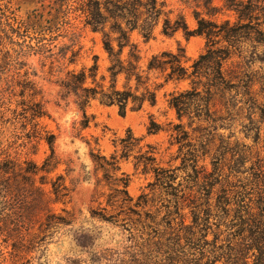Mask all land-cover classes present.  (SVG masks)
<instances>
[{
	"label": "rangeland",
	"instance_id": "obj_1",
	"mask_svg": "<svg viewBox=\"0 0 264 264\" xmlns=\"http://www.w3.org/2000/svg\"><path fill=\"white\" fill-rule=\"evenodd\" d=\"M14 1L19 19L33 17L50 27L56 0ZM224 1L216 0L214 6L222 8ZM169 6L167 11H175L173 19L183 12L191 30L197 28L192 10L178 1H169ZM213 20L234 24L237 17L223 11ZM74 24L84 47L77 67L66 69L68 65L57 64L56 74L51 76L50 62L43 68L41 57L28 60L31 72L38 75L33 80L41 91L38 101L43 103L44 119L31 123L30 115H21L19 89L11 94L3 85L0 166L9 160L16 161L19 168L17 175L0 182V264H223V191L234 195L241 190V182L251 176H232L233 162L247 153L251 161L264 163V87H255L252 105L243 90L215 95L211 102L196 99L192 110L210 107L211 113L201 120L194 114L193 121L186 118L183 122L169 106L173 84L158 94L155 107L147 104L142 111L129 110L125 116L117 107L93 102L88 109L90 128L82 130V112L73 99L62 100L58 82L68 70L92 67L95 56L100 59V76L107 75L110 63L101 36L84 32L81 22ZM161 29L148 44L138 33L133 36L145 63L153 55L185 49L191 66L207 53L205 37L187 39L179 33L168 38ZM46 39L51 40V36ZM65 43L68 40L60 39L56 44ZM242 43L241 50H234V64L243 62L238 56L241 51L244 56L252 51L247 41ZM222 46L227 44L217 47ZM258 53L259 61L252 70L262 81L264 45L258 47ZM178 90H191V86L185 83ZM153 122L163 129L158 135H149ZM179 125L192 139L191 148L184 152L199 155L195 165L201 177H211L213 188L206 186L205 178L197 180L198 171L194 174L184 165L180 147L172 146L171 131ZM130 131L143 142L126 160L122 159L120 140ZM52 137L55 155L48 144ZM148 151L154 153L156 168L173 170L169 185L159 183L154 173L145 175L142 168L136 170V158ZM92 154L109 162L118 156V170L99 169ZM33 167L39 169L37 175L27 173ZM198 218L201 221L197 224ZM192 234L198 236L197 242Z\"/></svg>",
	"mask_w": 264,
	"mask_h": 264
},
{
	"label": "trees",
	"instance_id": "obj_2",
	"mask_svg": "<svg viewBox=\"0 0 264 264\" xmlns=\"http://www.w3.org/2000/svg\"><path fill=\"white\" fill-rule=\"evenodd\" d=\"M56 1V14L52 15L48 28L45 21L33 17L27 21L19 19L16 1L0 0V95L6 93L2 91L3 85L8 86L11 94L19 89L18 94L22 98L20 113L30 115L31 123L47 115L43 103L38 101L42 96L41 91L33 80L38 75L31 72L28 60L33 56L41 57L43 68L50 62L51 76L56 74L57 64L68 65L66 69L77 67L84 47L81 44L82 35L77 33L74 22H81L84 32L101 36L103 50L110 63L107 75L100 76V59L95 56L92 67H83L80 71L68 70L58 82L62 100L73 99L82 112V130L90 128L88 109L93 102L108 108L117 107L120 114L125 116L129 110L142 111L147 104L155 107L158 94L173 84L175 90L168 95L169 106L183 122L186 118L193 121L194 114H199L201 120L204 114L208 116L211 113L210 107L192 110V103L196 99L211 102L215 95L243 90L252 105L255 87L258 84L264 87V78L260 81L259 74L256 77V72L252 70L259 61L258 47L264 45V0H225L222 8L214 6L216 0ZM169 1H178L193 11L197 22L195 30H191L183 12L173 19L175 11H167ZM223 11L234 14L237 22L219 24L214 21ZM160 26L161 34L168 38L179 33H184L187 39L205 37L207 53L191 66L185 49H179L177 53L167 51L153 55L145 63L140 45L133 40V36L138 33L148 44L156 38L155 33ZM48 35L51 40L46 39ZM60 39L68 40V43L59 46L56 43ZM243 41L251 45L252 51L245 56L241 51L238 56L243 62L234 64L232 60L237 55L234 50H241ZM223 43L227 47H217ZM229 62H232L231 67L225 69ZM185 83L191 86V90L179 91V86ZM17 113L18 110L14 111L15 115ZM162 131L161 126L153 122L149 135H158ZM171 133L172 146L180 147V158L184 165L192 168L196 174L198 169L195 164L199 155L192 150L190 153L184 152L191 148L190 134L183 125ZM120 142L124 152L122 159L129 160L143 140L135 139L130 131L128 137ZM48 144L55 155V137L48 139ZM148 148L155 151L151 146ZM152 154L148 151L137 157L136 170L142 168L145 175L154 173L159 183L169 185L173 180V170L156 168L157 160ZM92 156L99 169L110 172L109 168L115 171L119 168L118 156H113L111 162L101 155ZM249 156L241 153L231 167L232 176L251 175L241 182V190L231 196L228 191H223V237L226 235L223 264H264V163L263 160L253 162ZM258 157L260 159L261 156ZM249 162L251 166L247 167ZM29 165L33 166V163ZM17 168L19 164L16 161L3 163L0 166V182L5 177L17 175ZM33 168L27 173L37 175L39 169ZM206 176L201 177L200 171L196 174L198 181L205 178L206 186L213 188L211 177ZM125 188H128V184ZM124 192L128 195L127 191ZM199 221L200 218L197 224ZM192 239L197 242L199 238L192 234Z\"/></svg>",
	"mask_w": 264,
	"mask_h": 264
}]
</instances>
